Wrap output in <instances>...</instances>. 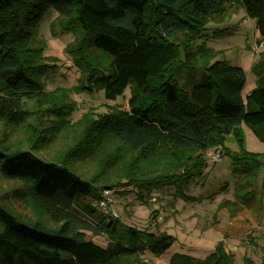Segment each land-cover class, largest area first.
<instances>
[{"label":"trees","instance_id":"obj_1","mask_svg":"<svg viewBox=\"0 0 264 264\" xmlns=\"http://www.w3.org/2000/svg\"><path fill=\"white\" fill-rule=\"evenodd\" d=\"M225 8L218 0H0V264H144V251L160 256L173 237L104 215L103 191H135L149 206L144 194L166 186L181 193L200 174L205 151L223 146L240 124L264 143V0L254 17L261 78L245 97L241 66L191 47ZM49 11L62 19L60 30L80 34L64 48L81 70L78 90L114 100L128 87V109L89 110L71 121L70 95L46 90L50 66L32 44ZM83 51L105 60L81 62ZM232 158L245 160L244 172L260 156ZM79 197L95 203L85 206L95 223L68 214ZM167 264H233V255L217 244L204 258L173 252Z\"/></svg>","mask_w":264,"mask_h":264},{"label":"rangeland","instance_id":"obj_2","mask_svg":"<svg viewBox=\"0 0 264 264\" xmlns=\"http://www.w3.org/2000/svg\"><path fill=\"white\" fill-rule=\"evenodd\" d=\"M218 1L226 7L224 12L208 20L203 34L191 42V47L213 53L212 61L223 59L241 66L245 72L241 95L245 97L261 78L255 63L261 58L263 48L254 52L250 46L259 40L254 17L262 0L240 5L233 4L231 0ZM62 23L60 17L49 11L32 44V48H42L40 55L50 66L41 79L46 90L61 88L70 95L74 103L71 121L89 110L99 113L128 109V87L114 100H106L102 90H78L75 85L81 70L74 65L71 55L64 48L75 47L80 34L60 30ZM79 57L81 62L105 60L96 51L80 52ZM217 149L221 154L220 160L214 163L207 157L213 149H207V153H204L205 165L200 174L188 184L182 183L181 193L172 186L154 189L144 194L150 202L149 206L137 197L135 191L110 194L114 201L111 208L122 223L154 233L164 232L173 237L169 248L160 256L144 251L140 255L144 264H167L169 255L178 251L204 258L217 244H221L226 253H232L233 264H244V258L250 259L252 264H264V143L250 127L240 124L238 133L227 135L223 146ZM224 149L229 153H223ZM245 153L257 154L260 158L254 167H251L253 162L249 161L250 168L241 172L245 160L234 162L232 156L244 158ZM15 202L20 210L26 209L23 203ZM87 203L96 207L90 197H79L68 214L79 223H95L86 211ZM86 236L100 245L107 240L103 235L93 236L90 232H86Z\"/></svg>","mask_w":264,"mask_h":264},{"label":"built area","instance_id":"obj_3","mask_svg":"<svg viewBox=\"0 0 264 264\" xmlns=\"http://www.w3.org/2000/svg\"><path fill=\"white\" fill-rule=\"evenodd\" d=\"M263 47V41L259 39L258 41L253 42V44L250 46V49L254 52H258L259 49ZM219 146H216L213 149V152H209L207 154V157L211 158V160L215 163L220 160L221 154L219 153V150L217 149ZM207 153V151H206ZM110 194H112L111 190H104L103 191V198L97 203V206L99 210L104 214L108 215L113 218H117L118 215L116 212H114L111 208V205L114 203L113 199L111 198Z\"/></svg>","mask_w":264,"mask_h":264}]
</instances>
